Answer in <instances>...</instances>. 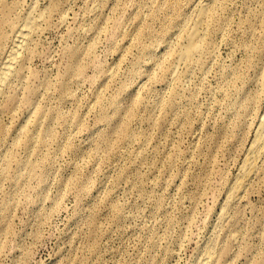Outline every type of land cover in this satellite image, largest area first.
Wrapping results in <instances>:
<instances>
[{
	"label": "rangeland",
	"instance_id": "obj_1",
	"mask_svg": "<svg viewBox=\"0 0 264 264\" xmlns=\"http://www.w3.org/2000/svg\"><path fill=\"white\" fill-rule=\"evenodd\" d=\"M203 41L178 68L199 12ZM0 264H264V0H0Z\"/></svg>",
	"mask_w": 264,
	"mask_h": 264
},
{
	"label": "bare ground",
	"instance_id": "obj_2",
	"mask_svg": "<svg viewBox=\"0 0 264 264\" xmlns=\"http://www.w3.org/2000/svg\"><path fill=\"white\" fill-rule=\"evenodd\" d=\"M207 13V7H203L199 12V20L198 22L191 28L190 34H188L187 44L182 47L177 54L176 65L174 62V66L169 73V77L171 79L177 78L178 68L180 66H187L191 63L198 53L202 41L203 36L201 34V25L203 24L204 18ZM32 33V28L29 22H27L23 28L18 32L15 41L13 42L7 58L2 65L0 70V97L5 91L8 83L10 82L14 70L19 62V59L22 55L26 42ZM264 159V114L261 116V119L258 123L256 129L255 138L251 144V147L247 153V157L244 161V164L241 169V175L238 177V182L235 187L236 194L233 198L230 199V202L238 199L243 189L246 187L251 176L256 172L259 164ZM214 256L212 254V249H210L204 255L200 264H213Z\"/></svg>",
	"mask_w": 264,
	"mask_h": 264
}]
</instances>
